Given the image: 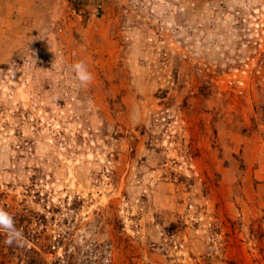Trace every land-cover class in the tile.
Instances as JSON below:
<instances>
[{"label": "rangeland", "instance_id": "rangeland-1", "mask_svg": "<svg viewBox=\"0 0 264 264\" xmlns=\"http://www.w3.org/2000/svg\"><path fill=\"white\" fill-rule=\"evenodd\" d=\"M0 212V264H264V0H0Z\"/></svg>", "mask_w": 264, "mask_h": 264}, {"label": "clouds", "instance_id": "clouds-1", "mask_svg": "<svg viewBox=\"0 0 264 264\" xmlns=\"http://www.w3.org/2000/svg\"><path fill=\"white\" fill-rule=\"evenodd\" d=\"M72 70L76 74V78L80 81L81 84L86 85L88 82L92 80V75L88 71L85 63L83 61L76 62L72 65ZM0 222H2L6 227H12L11 218L7 216V214L0 212ZM19 233L13 232L9 235L7 239V243H12L13 239L18 238Z\"/></svg>", "mask_w": 264, "mask_h": 264}, {"label": "trees", "instance_id": "trees-1", "mask_svg": "<svg viewBox=\"0 0 264 264\" xmlns=\"http://www.w3.org/2000/svg\"><path fill=\"white\" fill-rule=\"evenodd\" d=\"M0 237L4 238L2 233H0ZM28 252H30V254L27 255L26 264H49L48 261L45 258H43V256H40L39 258L35 256L37 254L40 255V253L37 250H34L33 247H30Z\"/></svg>", "mask_w": 264, "mask_h": 264}]
</instances>
